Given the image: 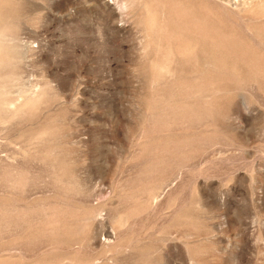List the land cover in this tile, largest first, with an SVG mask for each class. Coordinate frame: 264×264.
<instances>
[{"label": "rangeland", "instance_id": "1", "mask_svg": "<svg viewBox=\"0 0 264 264\" xmlns=\"http://www.w3.org/2000/svg\"><path fill=\"white\" fill-rule=\"evenodd\" d=\"M0 26V264H264V0Z\"/></svg>", "mask_w": 264, "mask_h": 264}, {"label": "bare ground", "instance_id": "2", "mask_svg": "<svg viewBox=\"0 0 264 264\" xmlns=\"http://www.w3.org/2000/svg\"><path fill=\"white\" fill-rule=\"evenodd\" d=\"M2 30H3V27H2V26H0V33L2 32Z\"/></svg>", "mask_w": 264, "mask_h": 264}]
</instances>
